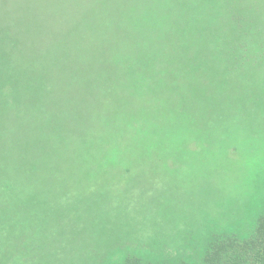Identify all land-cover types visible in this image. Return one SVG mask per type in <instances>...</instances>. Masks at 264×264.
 Returning <instances> with one entry per match:
<instances>
[{"label":"rangeland","instance_id":"rangeland-1","mask_svg":"<svg viewBox=\"0 0 264 264\" xmlns=\"http://www.w3.org/2000/svg\"><path fill=\"white\" fill-rule=\"evenodd\" d=\"M123 1L101 22L95 12L73 21L72 50L50 56L72 64L63 77L42 51L5 84L0 76V264H99L90 251L117 239V263L179 253L198 264L208 222L245 235L251 212H264V0H237L238 10L233 0H127L147 7L121 20ZM9 13L21 15L17 0H0ZM17 30L23 48L5 43L21 53L12 59L34 35ZM105 36L120 46L92 57ZM109 123L120 132L102 131ZM138 178L135 197L155 192L154 211L128 219L122 197Z\"/></svg>","mask_w":264,"mask_h":264},{"label":"trees","instance_id":"trees-1","mask_svg":"<svg viewBox=\"0 0 264 264\" xmlns=\"http://www.w3.org/2000/svg\"><path fill=\"white\" fill-rule=\"evenodd\" d=\"M43 1L44 0H17V5L21 6V15H19L18 13L15 16H13L12 13H9V18L5 19L0 14V76H2V78L4 77L2 79V84L3 83L5 84L4 80H7L12 74H15L16 76L18 69L20 68V70H22V68H24L28 62H30V64L32 63L31 64L32 66H35L34 62H36L35 60L38 59V57L33 61L34 56L31 53L34 52V54H36L39 53L40 51L46 52L41 56L43 57V59L47 58L49 63L48 65L51 66V67L49 66L50 68L49 72L58 71V73L59 74L61 73L63 77V71H68L67 69H69L70 67L73 68L72 64H70V62H68L67 64V61H64L62 57V56H66V55H62L63 53L66 52L69 53L72 50L71 48L73 45L71 43L73 41H77V39L73 38L74 35L73 36L71 35L73 32H70L71 34L67 33L69 30H72V25L74 24L73 21L75 20V22H77V20H79L82 23V21L86 20L87 17L85 16L86 14L89 16L90 12L91 14L95 12L94 18H96L97 21L101 22L102 19L105 18V15H107L106 17H108L110 10L115 6L114 3L112 6L110 5L113 0L111 1L110 0H46L47 1L45 2L46 6L43 8L41 7V2ZM225 1L227 0H216L218 4L225 3ZM236 1L237 0H233L231 4L229 3V8L230 7L236 8L238 6V3ZM123 2L125 3L122 4L119 2V5L116 10V16L118 17V19L121 20L128 19L130 17L132 19L131 12L135 14L136 19H139L138 14H143L147 7L146 4L144 3L131 5L130 7V5L127 3V0ZM207 3L209 2L205 0L204 4ZM209 4L210 6H212L211 3ZM50 5H57V7H52ZM122 5H124V7L121 8V11L123 13H121V17H120L118 12ZM191 6L194 7L195 5H191ZM165 7L167 8V6ZM144 16L142 18L143 20H144ZM238 16L240 15L236 14V16L231 17V20L236 18V20H232V22H234L235 24L240 23V21L237 20ZM35 17L36 20L34 23L28 20ZM148 21H150V17L144 22V24ZM235 21H237V23ZM19 26H25L27 30L34 31V35H29L33 37L29 39V43L27 42L26 46L24 47L25 49H27V51L23 49L25 55L21 59L20 58L12 59L15 55H20L21 53L19 52L14 53V51H12L14 49L13 46L10 45V48H7L8 44L5 43H12L15 45L16 43L21 42L20 44L22 47L20 31L17 30ZM75 27L77 29L79 28V26L76 23H75ZM187 29L189 28L187 27ZM235 33L237 34L231 33L233 37V41L236 44L238 43L240 44L239 40L236 39V36L240 38L241 35L240 33H244L242 25H238V27L235 30ZM27 34H29L28 31ZM96 37L97 34L95 36V39ZM70 38H72V40H70L69 42L70 45L69 48L63 49L62 47H60L61 44H63L65 47L68 46V43L65 42H67V40H69ZM94 46L96 47L95 49L93 47L87 51L90 52L92 57L101 58L102 56L105 57V55L106 57L109 56L110 52L108 48L115 47V49H117V46L120 45L117 43H115V46L110 45L108 41V37L105 36L99 41H97V43H95ZM58 49L62 50L63 53L61 55L53 56L52 59L50 60V56L54 55ZM76 51H78L77 47H76ZM101 51H102V55H101ZM123 51H127V50L123 49ZM127 52H131V51H127ZM10 53H12V58L7 56ZM76 54L78 61L80 60V63L82 62L84 65H89V63H87L89 60L85 59V56L82 55V52H78ZM28 58L31 60L27 61ZM12 69H16V71L13 72ZM58 73H56V75H53L54 76L53 78H57ZM5 77L7 78L5 79ZM18 77L19 75L17 76V78ZM79 77L80 76H75L74 78L76 79ZM61 108H63V106ZM62 113L63 111L61 112V114ZM108 125L110 126V129L105 128L103 124L101 128L102 131L116 130L120 132V130H118L119 129L118 125L116 124L111 125L110 123ZM97 128H99V126ZM3 134L0 135V146L3 143H5L7 139V135H3ZM25 134H26L25 137H28V139H32L34 137L33 135H35V133H30V134L25 133ZM23 139L24 138H22V142L25 143L26 141H24ZM136 158L138 162H140L141 160H145L144 155L137 156ZM205 165L206 164L204 163L201 164L200 168L205 167ZM158 171L160 170L154 171V174ZM163 171L165 173V170ZM0 172L7 174L3 163L0 164ZM7 172L8 173L12 172L11 167H10V171L7 168ZM149 177L150 176H147V178ZM204 177L207 176L205 175ZM136 180L137 182L136 181L133 182V185L129 187L128 193L122 197L123 198L122 201L124 204L122 213L128 219H132L138 215L148 216V213L154 211V209L151 207V200L155 192L147 191L146 196L142 194L143 197L136 198L135 197L136 192H139V187L137 186H139L142 183V182L140 183L138 182L142 181V178H138ZM180 180L182 181L186 179L180 177ZM162 185L164 189V181H162ZM197 188L200 189L201 185H199ZM168 189L175 193H179L177 192L178 190L180 192L182 191L180 189H177L176 185L173 184L172 186L168 185ZM257 204L260 207V202H257ZM261 204L264 207L263 201ZM260 212L261 209L255 214L251 212L250 214L251 219L249 224L250 228L245 235H240L237 232L236 234H233L231 231H227V229L222 228L218 224L216 227L213 223L208 222V224L205 227L207 231L199 233L200 236L204 237L206 243L204 245V248L200 249L201 255L197 263L198 264H264V212L262 215ZM103 233L104 232H101L99 234L96 232L95 239L99 241ZM191 233L192 230L186 231L187 235H190ZM81 235L84 234L81 233ZM183 236L184 234L181 236V238ZM115 242H112L109 245H103L102 247L99 248V250H94L93 252L90 251V254L93 253L98 254L97 256L98 258H100L99 264H195L189 259L184 258V256L183 257L178 256L179 253H176L175 256H169L166 254L164 255V257L159 259H154L152 257L148 259H144L143 257L141 256L139 257L138 255H125L124 257L123 255H121L120 256L121 259L117 263L115 262L116 252H114L116 248L115 244H117ZM157 257H161V255L158 254Z\"/></svg>","mask_w":264,"mask_h":264}]
</instances>
